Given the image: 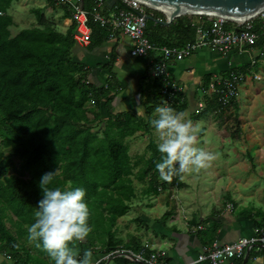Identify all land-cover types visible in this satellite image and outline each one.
I'll use <instances>...</instances> for the list:
<instances>
[{"label": "crops", "instance_id": "0c3cea01", "mask_svg": "<svg viewBox=\"0 0 264 264\" xmlns=\"http://www.w3.org/2000/svg\"><path fill=\"white\" fill-rule=\"evenodd\" d=\"M24 1L31 13V18L24 21L28 29L39 24L37 10H42L45 19L60 32L67 33L75 27V39L77 23L71 7L57 0L54 4L48 0ZM106 1L99 5L95 0V10L89 12L85 0L83 4L75 0L108 31L102 37L92 35L87 47L76 43L72 56L84 65L89 83L95 87L105 86L109 79L118 85L120 91L109 103L111 113L140 116L143 130L127 140L132 168L125 185L118 183L108 191L101 187L97 201L85 200L91 210L89 226L93 230L84 241L76 242L81 256L91 249L93 264H142L132 255L149 259L152 254L164 264H190L217 245L264 236V39L227 56L213 49L200 50L170 66V82L183 88L171 107L187 112L193 122H202L198 146L220 152L221 156L206 170L166 181L156 170L162 154L150 123L156 118L155 108L165 102L161 91L166 83L152 75L161 54L133 57L132 39L120 30H115L111 38L112 28L102 25L96 15L111 19L125 8L115 10L116 3L110 9L105 7ZM187 17L195 28L193 40L167 46L183 48L196 42L197 27L207 24L206 17ZM255 24L260 27V19ZM22 29L17 24L11 28L12 35ZM240 73L245 80L238 99L220 109L217 95L207 92L210 83L215 78L223 80ZM256 74L261 81L255 79ZM211 98L215 103L210 104ZM200 102L206 104L203 112H198ZM90 107L96 110L94 102ZM139 145H143L141 150H137ZM118 187L129 195H118ZM67 189L75 188L69 183ZM125 209L127 212L120 214ZM33 222L34 219H17L14 215L12 219H0V264H54L42 247L28 241L26 226ZM235 264H264V247L246 250Z\"/></svg>", "mask_w": 264, "mask_h": 264}, {"label": "trees", "instance_id": "16d2710c", "mask_svg": "<svg viewBox=\"0 0 264 264\" xmlns=\"http://www.w3.org/2000/svg\"><path fill=\"white\" fill-rule=\"evenodd\" d=\"M18 1L0 0V219H35L41 177L56 170L51 186L63 190L71 183L101 196V187L125 185L132 168L127 140L143 130L140 116L111 113L109 103L120 91L115 82L99 88L89 83L84 65L72 56L75 27L62 33L37 10L39 24L12 35ZM84 6L94 12L96 2L85 0ZM124 8L119 1L115 10ZM147 13L165 20L151 9ZM187 18L170 26L147 20L146 35L161 45L190 42L195 28ZM89 26L94 38L108 31L94 16ZM119 188L120 196L130 193Z\"/></svg>", "mask_w": 264, "mask_h": 264}, {"label": "built area", "instance_id": "2783aa9c", "mask_svg": "<svg viewBox=\"0 0 264 264\" xmlns=\"http://www.w3.org/2000/svg\"><path fill=\"white\" fill-rule=\"evenodd\" d=\"M63 6H69L74 11V20L77 23V32L75 41L83 47H87L91 43L92 31L89 26V13L75 3V0H57ZM121 1L125 5V9L121 10L119 15H114L111 19L96 15V18L102 25H108L112 28L110 37H114V31L120 30L130 39L135 42L131 49L133 57H147L153 53H160L159 62L153 67L152 75L155 78H160L165 81V86L161 91L164 101H167L171 106L178 97V93L183 91V88L176 83H171L170 66L173 63H181L190 58L195 52L205 49H213L220 52L222 55H230L237 49L244 47H253L259 39H264V13L258 18L261 26L255 24V20L242 23L233 22L221 17H206L207 24L197 27L196 42L189 44L183 48H172L167 45H157L146 36L147 28V10L136 0H116ZM104 0H99V5H102ZM255 63V61H254ZM258 81L262 77L258 74L254 75ZM245 80V75L236 74L230 78L220 80L215 78L209 85L207 92L217 95V104L220 109H226L238 99L239 90ZM206 108L204 102L198 104V112H203ZM255 246L264 247V236H255L250 238H241L233 243L224 246H215L208 253L201 255L196 261L190 264H235V260L240 258L243 253ZM136 261L142 264H164L159 262L158 255L152 254L149 259H145L141 255H132ZM94 264H100L96 262Z\"/></svg>", "mask_w": 264, "mask_h": 264}, {"label": "clouds", "instance_id": "9594fccd", "mask_svg": "<svg viewBox=\"0 0 264 264\" xmlns=\"http://www.w3.org/2000/svg\"><path fill=\"white\" fill-rule=\"evenodd\" d=\"M155 114L150 123L159 140L157 148L162 155L155 166L162 179H183L185 174L210 168L220 158V152L198 146L202 122H193L187 112L176 111L167 101L155 108ZM57 172L41 177L42 199L34 222L26 226L28 241L42 247L54 264H93L92 250H85L81 256L76 246L93 230L89 226L91 210L85 202L86 191L82 187L63 190L51 186Z\"/></svg>", "mask_w": 264, "mask_h": 264}, {"label": "water", "instance_id": "95a60500", "mask_svg": "<svg viewBox=\"0 0 264 264\" xmlns=\"http://www.w3.org/2000/svg\"><path fill=\"white\" fill-rule=\"evenodd\" d=\"M149 9L164 15L165 20L146 15L166 26L177 19L192 17H221L233 22L246 23L264 13V0H136ZM84 0H81L83 4ZM116 0H107L105 7L112 9Z\"/></svg>", "mask_w": 264, "mask_h": 264}, {"label": "rangeland", "instance_id": "374dc122", "mask_svg": "<svg viewBox=\"0 0 264 264\" xmlns=\"http://www.w3.org/2000/svg\"><path fill=\"white\" fill-rule=\"evenodd\" d=\"M28 6L29 5H27L24 0H20V1L15 2L13 4L12 13H13V15L15 17L16 23L19 25V27L21 29L22 28L23 29H28L29 28L28 26L24 25V21L27 22V20L29 18H31V16H30L31 13L27 12ZM38 6L39 5L36 4V7H38ZM142 146L143 145H139L137 150H141ZM111 179H112V177H107L105 180H111ZM103 182H102V185H105L106 183H109L110 181H105L104 183ZM78 187H80V186H78ZM85 191H86L85 200L91 199V201L93 202V201H97V199H99V196H98L99 194H96L95 192H92V191L91 192H88L87 190H85Z\"/></svg>", "mask_w": 264, "mask_h": 264}]
</instances>
